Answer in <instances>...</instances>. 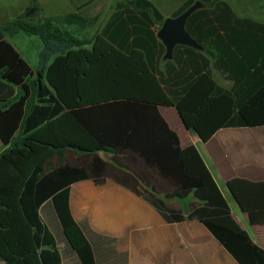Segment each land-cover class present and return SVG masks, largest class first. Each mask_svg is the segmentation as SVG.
Here are the masks:
<instances>
[{"label":"trees","instance_id":"1","mask_svg":"<svg viewBox=\"0 0 264 264\" xmlns=\"http://www.w3.org/2000/svg\"><path fill=\"white\" fill-rule=\"evenodd\" d=\"M200 1L185 28L201 49L177 44L171 59L156 36L165 16L150 0H118L91 36L99 15L83 5L44 15L30 0L0 23V264H126L106 246L113 238L74 220L70 186L87 172L63 162L67 151L122 153L133 135L179 184L164 197L144 194L166 222L195 218L238 264H264V248L234 219L198 148L181 146L159 111L174 107L202 142L223 127L264 126V20L239 16L227 0ZM20 34L37 37L34 65L8 40ZM226 184L250 223L263 224L264 182ZM191 195L187 214L168 203Z\"/></svg>","mask_w":264,"mask_h":264},{"label":"crops","instance_id":"2","mask_svg":"<svg viewBox=\"0 0 264 264\" xmlns=\"http://www.w3.org/2000/svg\"><path fill=\"white\" fill-rule=\"evenodd\" d=\"M42 1L44 15L73 11L77 6L83 5V13L99 15L100 19L103 6L110 7L103 26L118 0ZM150 1L155 5L154 0ZM183 1L170 0L164 6L163 0H157L155 6L167 17ZM229 4L239 16L251 17L238 12V6L234 7L230 2ZM26 5H22L23 9L18 10L15 16ZM10 19L13 18L0 12V23ZM18 36L9 37L8 40L28 59L24 50L19 49V43L14 42V38ZM216 73L218 72L214 70V78L224 85L216 78ZM225 81L228 85L224 86L229 87L231 82ZM159 111L179 136L181 146L193 144L198 148L225 196L234 219L255 243L264 248V223L252 225L248 214L236 202L233 206L229 195L225 193L226 190L230 194L226 182L231 178L264 182V126L223 127L208 141L202 142L195 132L186 129L174 107L160 105ZM1 149L3 145L0 142ZM53 162L60 164L57 157ZM63 164L83 166L87 172L86 179L76 181L70 186L69 208L74 220H86L93 231L113 238L106 246L113 248L119 256L126 254L122 256L126 257V264H235L233 257L199 220L185 218L182 222L168 223L144 198L146 193L164 197L166 193L178 190L179 184L151 162L150 156L145 153L135 135L127 140L122 153L113 155L97 151L91 155H75L67 151ZM230 197L232 198L231 195ZM192 202H195L192 195L186 199L168 200L171 206L180 208L186 214ZM108 250L109 253L113 252Z\"/></svg>","mask_w":264,"mask_h":264},{"label":"rangeland","instance_id":"3","mask_svg":"<svg viewBox=\"0 0 264 264\" xmlns=\"http://www.w3.org/2000/svg\"><path fill=\"white\" fill-rule=\"evenodd\" d=\"M30 0H0V12L6 13L9 18H14L16 15V12L18 10H21L23 8L22 5H26L29 3ZM170 0H163L162 5L167 6L169 4ZM230 3L234 5V7L238 6L236 9H238V12L240 11L244 15H248L251 17H257L264 20V0H227ZM39 2L42 5L43 8V1L39 0ZM155 5H157V0H154ZM110 11V7L106 8V6H103L102 12H100V19L99 22L95 27L90 29L87 32V35L91 36L94 35V33L98 32L100 27L102 26L104 19L108 12ZM37 37L32 35H26V34H20L18 37L14 38V42H17L19 46V49L24 50V53L28 57L30 63L32 65L36 62V47L32 43V39H36ZM216 78L222 82L224 85H228V82H226L219 73H216ZM65 120V118H64ZM63 125L70 128L71 124L66 122ZM2 149L0 150V153ZM55 160V159H54ZM55 162V161H54ZM225 193L229 195L230 202L233 206H235V201L230 197V194L225 190ZM236 208V207H235ZM226 252V251H225ZM226 254H228L226 252ZM228 256L232 258L229 254ZM232 260L236 263V261L232 258Z\"/></svg>","mask_w":264,"mask_h":264},{"label":"water","instance_id":"4","mask_svg":"<svg viewBox=\"0 0 264 264\" xmlns=\"http://www.w3.org/2000/svg\"><path fill=\"white\" fill-rule=\"evenodd\" d=\"M202 5L203 4L200 0H196L192 5H190L179 15L167 16L164 18L162 24L156 32L157 38L162 42L165 47V53L163 55L164 59L172 58L173 49L177 44H183L197 49H201V45L193 37H191L189 32L186 30L185 23L189 15L194 10L202 7Z\"/></svg>","mask_w":264,"mask_h":264}]
</instances>
